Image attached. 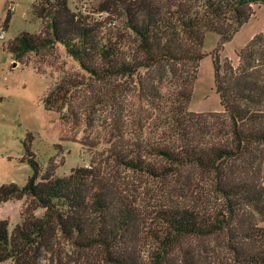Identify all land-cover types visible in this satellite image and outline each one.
Listing matches in <instances>:
<instances>
[{
    "label": "trees",
    "instance_id": "trees-1",
    "mask_svg": "<svg viewBox=\"0 0 264 264\" xmlns=\"http://www.w3.org/2000/svg\"><path fill=\"white\" fill-rule=\"evenodd\" d=\"M253 3L264 0H101L96 12L109 14L102 20L72 11L68 0L35 1L34 16L48 20L46 34L14 38L9 47L17 58L62 43L91 77L138 76L140 85L141 69H192L188 86L169 103L173 120L163 143H112L103 158L67 176L43 173L26 143L27 183L0 184V202L30 198L12 231L0 219V264H264V39L254 37L237 66L222 64L216 54L220 119L208 123L188 111L205 36L231 40L251 18ZM117 17L122 30L114 29ZM131 45L134 52L127 50ZM67 93L58 85L45 107L58 108ZM120 169L164 180L179 176V197L145 213ZM189 169L199 170L206 183Z\"/></svg>",
    "mask_w": 264,
    "mask_h": 264
},
{
    "label": "rangeland",
    "instance_id": "rangeland-1",
    "mask_svg": "<svg viewBox=\"0 0 264 264\" xmlns=\"http://www.w3.org/2000/svg\"><path fill=\"white\" fill-rule=\"evenodd\" d=\"M35 1L0 0V16H6L9 4L15 6L6 25V38L0 42V184L15 182L21 186L27 183L32 167L23 160L26 143L41 163L43 173L52 171L55 175L67 176L75 167H89L103 158L112 143L148 147L167 141L170 137L167 126L173 120L169 103L177 92L184 90L185 79L192 68L178 66L176 71L177 66L172 68L166 64L141 69L140 85L138 76L108 80L91 77L62 43L17 58L9 47L14 38L23 32L46 34L48 20L34 16ZM100 1L68 0V4L72 11L104 20L109 14L96 12ZM182 1L199 3L201 0ZM252 10L251 18L226 43H222L217 33L205 36V55L191 85L188 111L201 115L199 117L206 118L208 123L220 119L217 114L223 115L215 88L216 54L222 64L228 62L237 66L242 49L254 37L264 39V5L253 3ZM122 28L123 19L117 17L114 29ZM127 50L134 52L135 45ZM151 83L158 90L157 97L149 91ZM58 85L68 89L66 100L58 104V108L48 110L44 99ZM142 86L144 91L140 90ZM147 159L154 164L160 162L150 155ZM188 172L202 185L206 183L199 170L189 169ZM118 175L129 185V191L145 213H150L161 201L167 203L179 197V192L175 191L179 176L164 180L125 169H120ZM28 203V197L0 202V219L9 221L10 231L22 220ZM36 212L40 214L42 210ZM1 264L13 263L7 260Z\"/></svg>",
    "mask_w": 264,
    "mask_h": 264
},
{
    "label": "built area",
    "instance_id": "built-area-1",
    "mask_svg": "<svg viewBox=\"0 0 264 264\" xmlns=\"http://www.w3.org/2000/svg\"><path fill=\"white\" fill-rule=\"evenodd\" d=\"M14 8H15L14 5L9 4L8 7H7V9H6V11L7 12L8 11H10V12L11 11H14ZM6 13H5V15H6ZM5 18H6V16L5 17H3L2 15L0 16V42L1 41H4L5 38H6V29H7V26H6V23H5Z\"/></svg>",
    "mask_w": 264,
    "mask_h": 264
}]
</instances>
